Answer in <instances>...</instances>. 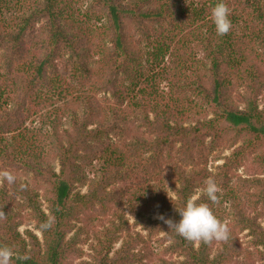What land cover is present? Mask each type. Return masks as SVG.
<instances>
[{
  "label": "trees",
  "instance_id": "obj_1",
  "mask_svg": "<svg viewBox=\"0 0 264 264\" xmlns=\"http://www.w3.org/2000/svg\"><path fill=\"white\" fill-rule=\"evenodd\" d=\"M78 1L0 0V172L15 176L0 177V245L30 257L14 264H73L88 241L83 264H264V0H224L225 36L220 0H91L82 15ZM210 177L232 209L227 241L195 244L148 213L153 193L165 220L193 196L216 215L199 194Z\"/></svg>",
  "mask_w": 264,
  "mask_h": 264
},
{
  "label": "clouds",
  "instance_id": "obj_2",
  "mask_svg": "<svg viewBox=\"0 0 264 264\" xmlns=\"http://www.w3.org/2000/svg\"><path fill=\"white\" fill-rule=\"evenodd\" d=\"M230 15L231 9L224 0H220L212 8L211 18L218 36H225L231 31L232 21ZM0 177L5 178L9 183L15 180V176L9 171L0 172ZM204 184L203 192L207 196L208 201L213 205L218 204V192L220 189L215 180L210 177L205 180ZM174 205L181 217L178 222H174L172 219L165 220L162 215L158 216V218L163 220L170 229H174L178 235L187 241L195 244L203 243L211 245L213 241L220 242L229 239L230 229L227 223L221 221L214 214L209 203L198 202L193 196L187 199L184 207H178L175 203ZM2 215L3 213H0V216ZM53 223L49 219L41 225V228H51ZM28 259H30L28 255L20 254L8 245H0V264H14V260L25 261Z\"/></svg>",
  "mask_w": 264,
  "mask_h": 264
},
{
  "label": "rangeland",
  "instance_id": "obj_3",
  "mask_svg": "<svg viewBox=\"0 0 264 264\" xmlns=\"http://www.w3.org/2000/svg\"><path fill=\"white\" fill-rule=\"evenodd\" d=\"M90 1L91 0H79L77 5H76V8L80 10V15L86 13V8L88 6V4H90ZM194 1H198V0H194ZM201 50V49H200ZM199 49L196 50V56L198 58H203L204 56V53H202V51H200ZM161 89L165 92L168 91V88H167V84L164 82V83H161ZM259 104H260V108L261 109H264V92L263 94L260 96V100H259ZM243 106V105H242ZM44 114H48L49 116H52V117H55L56 115H58V113L56 112L54 106H52L51 108L49 109H46L44 111ZM212 116V114H210V117ZM66 119L63 118L61 122H65ZM37 125V122L34 121V123H32V125ZM46 130H49L48 128ZM227 143H225L222 147L218 148L216 150V152H214L213 154L210 155L209 157V162H208V167L209 169H213L218 165V164H221L223 163V158L224 156L226 155H229L231 150L228 149L227 147ZM219 156L221 157L219 160L216 159V157ZM54 164L56 165V162H54ZM99 166L96 164V162L93 163V165H88L86 166L85 168V173L86 175L88 176L89 179H92L95 174L97 173V170H98ZM57 170H58V166H57ZM249 172V168L247 167H243V168H240L235 174H234V178H233V185H235V183L237 182V175H244V174H247ZM22 178H26L28 179L29 181H31L32 185L35 186L36 188H38L40 194L42 195L43 197V200L48 197L50 195V187L47 185V184H44V183H38L37 181H35L33 179V177L31 175H21ZM88 186H84V187H79L78 190H80L82 193H85L88 188ZM205 187V184L202 186V188L200 189L199 191V194L203 191ZM224 192H222L223 194ZM145 198V201L147 202V205H148V208H149V214L152 218L156 219L158 218L159 216V209L156 207V202L154 200V194L153 193H148L144 196ZM130 201L131 199L130 198H127L125 200V209H126V216L127 218L129 219V224L130 226L132 227V229H135L137 231H141L143 234H146L145 231H143L141 229V227H135L134 226V218L132 217V215L130 214V208H129V204H130ZM44 202V207L46 208L47 206V201H43ZM173 210H175V208L173 207ZM216 215L217 217L221 220V221H227L231 218V214H232V209L230 207V204L229 203H226L225 199H220L219 200V203L216 204ZM91 222H94V219H92ZM82 222L78 223V226H81ZM26 229H32L34 230L36 233H38L40 235V233L38 231H36L34 229V224L32 222H29V223H26L25 225H23L21 227V231L24 233V231ZM161 236V235H160ZM41 237V235H40ZM240 241L242 243V246L245 247L249 244V241H250V236H248V233L247 231H243L240 233ZM160 239L158 238H154L151 242V246L153 247V249L155 251H161L162 250V246H160ZM120 246V242L116 244L115 246V249H117L118 247ZM83 247V250H84V254L80 257V258H70L69 261L73 264H83L85 261L89 260L90 259V241H88L87 243L83 244L82 245ZM170 257V256H168ZM178 256L174 255L172 256V259H177ZM156 263L160 264L159 261H155ZM254 263H250V264H263L262 261L260 260H255L253 261ZM147 264H153L152 262H147Z\"/></svg>",
  "mask_w": 264,
  "mask_h": 264
}]
</instances>
